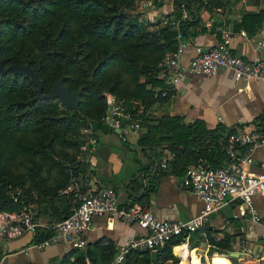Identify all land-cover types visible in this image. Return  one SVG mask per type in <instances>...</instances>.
I'll return each mask as SVG.
<instances>
[{
  "label": "trees",
  "instance_id": "16d2710c",
  "mask_svg": "<svg viewBox=\"0 0 264 264\" xmlns=\"http://www.w3.org/2000/svg\"><path fill=\"white\" fill-rule=\"evenodd\" d=\"M162 1L152 0L153 8ZM135 3L0 0L2 66L27 64L40 79L43 93L61 75L70 91L80 90L78 107L65 110L55 99L34 100V86L27 76L0 74V211H19L47 197L65 204L57 221L68 216L73 206L67 204L69 179L85 164L76 159L81 143L78 133L84 127L93 132L106 127L98 120L109 96L141 117L145 133L138 138V146L151 149L165 143L174 155L183 152L190 160L182 169L199 158L210 167L224 162V156L213 148L223 133L216 128L207 130L198 120L186 125L176 116H143L148 107L168 98L158 73L163 57L176 48V33L186 41L195 34L192 25L199 20V12L220 8L222 0H172L170 13L160 16L179 19L175 29L168 23L161 25L158 14L151 20L136 19ZM181 7L187 12L184 19H180ZM261 18L262 14L245 15L237 27L245 28L249 19L258 25ZM138 185L135 176L129 186L135 190ZM147 187L152 190L150 184ZM129 203L137 204L133 198ZM50 231L36 228L30 238L41 240ZM178 242L176 238L150 251L129 250L120 264H163L168 259L175 264L171 247ZM208 243L217 253L231 249L229 237L209 238ZM114 257L111 249L104 252L99 245L85 251L75 247L59 264H109Z\"/></svg>",
  "mask_w": 264,
  "mask_h": 264
},
{
  "label": "crops",
  "instance_id": "0c3cea01",
  "mask_svg": "<svg viewBox=\"0 0 264 264\" xmlns=\"http://www.w3.org/2000/svg\"><path fill=\"white\" fill-rule=\"evenodd\" d=\"M222 3L220 8L210 12H199V20L192 25L195 34L188 36L187 47L179 58L182 66L192 56L194 46H213L222 34L228 36L233 54L246 61L257 60L264 64V0H222ZM170 8L171 4L164 0L153 12L164 15L170 13ZM149 9L143 11L148 12ZM259 14L262 18L258 25L249 19L245 28L237 27L243 16ZM199 28L203 30L199 31ZM160 74L161 70L158 78L167 86L168 98L163 103L148 107L143 112L144 118L176 116L186 125L198 120L205 129L216 128L219 132L248 127L264 130V79L237 81L227 69L218 68L211 76L181 73L177 83L171 85L165 83ZM161 94L164 95V92ZM132 104L137 105V102L132 101ZM136 117L141 122V117ZM144 133L145 128L141 124L137 132L106 127L94 131L96 144L88 153L85 164L80 165V172L75 175L81 184V191L110 186L115 191L118 207L125 206L133 198L138 206L147 208L158 219H189L202 207L201 201L180 184L181 177L186 173V168L182 167L190 159L183 152L175 155L169 152L165 143L151 149L138 146L137 140ZM159 163L163 164L162 168L156 167ZM263 167L264 149H255L247 169L252 173H261ZM135 176L141 186L131 190L129 184ZM149 184L152 190L148 189ZM66 191L71 193L67 204H72L73 191L69 186ZM252 203L260 222L264 223V192L255 194ZM60 204L46 197L40 202L28 203L23 209L32 215L35 229H51L58 216L65 211L62 207L65 204ZM242 211V205L230 202L211 213L204 227L197 229L188 243L181 246L182 253L176 246L171 247L175 264H264L263 228ZM143 233L144 230L136 224L124 223L113 215L93 217L83 234L85 243L78 249L85 251L99 245L104 252L111 249L116 254L120 247L125 246L128 237ZM30 235L26 232L15 239L0 240V264H59L70 249L75 248L56 243L37 249L32 246L34 240ZM224 237L230 238L229 252H236V257H230L229 252L217 253L208 243L209 238L220 240ZM71 260L73 257H70ZM120 263L112 260L109 264ZM163 264L173 262L168 259Z\"/></svg>",
  "mask_w": 264,
  "mask_h": 264
},
{
  "label": "built area",
  "instance_id": "2783aa9c",
  "mask_svg": "<svg viewBox=\"0 0 264 264\" xmlns=\"http://www.w3.org/2000/svg\"><path fill=\"white\" fill-rule=\"evenodd\" d=\"M168 3L171 4L172 0H168ZM163 17L164 21L161 25L168 23L174 29L177 27L179 19ZM186 17L187 12L181 7L180 19ZM175 39L176 48L167 53L160 63V77L167 84L177 83L181 73L211 76L218 68L227 69L232 78L237 81L264 79V64L257 60L246 61L233 54L226 34H222L220 40L213 46H194L192 56L183 66L179 58L187 47V40L182 39L180 32L176 33ZM98 121L111 130L123 129L137 132L140 129L139 118L134 116L125 104L112 96L106 99L104 112ZM80 141L76 159L83 162L96 144L90 127L81 129ZM213 148L224 156L223 163L210 167L199 158L194 165L186 169L185 175L181 177L182 188L202 203L198 213L189 219L161 220L147 208L130 204V200L125 206L118 207L113 188L103 186L95 190L81 191L79 180L72 176L68 185L73 191V206L70 213L53 224L48 236L33 241L32 246L41 249L51 244L64 243L80 248L85 243L83 234L89 228L91 219L113 215L124 223L136 224L144 230L143 234L128 237L125 246L120 247L115 254L113 259L115 263H120L129 250H155L176 238L179 242L174 246L178 248L179 253H182L181 246L188 243L190 236L197 229L204 227L207 217L230 202L242 205V214L249 215L252 222L261 224L263 228L261 241L264 245V223L260 222L257 210L252 203V197L255 194L264 192V167L261 173H252L247 169L252 152L258 148L264 149V131L253 127L226 131L217 137ZM156 167L162 168L163 164L159 163ZM35 225L27 209L0 211V240L15 239L26 232L33 233Z\"/></svg>",
  "mask_w": 264,
  "mask_h": 264
},
{
  "label": "water",
  "instance_id": "95a60500",
  "mask_svg": "<svg viewBox=\"0 0 264 264\" xmlns=\"http://www.w3.org/2000/svg\"><path fill=\"white\" fill-rule=\"evenodd\" d=\"M11 72L15 75L27 76L34 86V100L55 99L65 110H75L80 101V90L70 91L64 83L65 76L61 75L46 93L42 92V83L37 74L27 64H9L5 67L0 62V74ZM230 257H236V252H229Z\"/></svg>",
  "mask_w": 264,
  "mask_h": 264
},
{
  "label": "rangeland",
  "instance_id": "374dc122",
  "mask_svg": "<svg viewBox=\"0 0 264 264\" xmlns=\"http://www.w3.org/2000/svg\"><path fill=\"white\" fill-rule=\"evenodd\" d=\"M142 2H144L145 4L142 3ZM148 3H149V5H146ZM152 7H153V4H152V2H150V0H147L146 2H145V0H136L135 8L137 9L139 15H136L135 18L136 19H147V20H151V18L153 17V15H155V12H153V11L156 10L155 8H152ZM145 8H150V9H149L148 12H146V11H143ZM158 18L160 20V23L161 22L163 23V21H164L163 18L164 17L159 15ZM80 131H79V133H80ZM79 133H78V136H77V140L80 138ZM225 257L229 258L228 256H225Z\"/></svg>",
  "mask_w": 264,
  "mask_h": 264
},
{
  "label": "bare ground",
  "instance_id": "6f19581e",
  "mask_svg": "<svg viewBox=\"0 0 264 264\" xmlns=\"http://www.w3.org/2000/svg\"><path fill=\"white\" fill-rule=\"evenodd\" d=\"M178 249V248H177ZM187 249L185 248L184 252L186 251Z\"/></svg>",
  "mask_w": 264,
  "mask_h": 264
}]
</instances>
